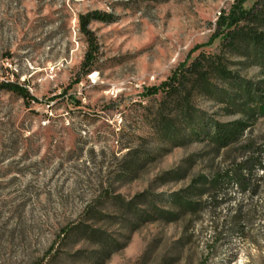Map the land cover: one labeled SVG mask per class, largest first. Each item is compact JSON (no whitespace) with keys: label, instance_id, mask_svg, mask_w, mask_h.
<instances>
[{"label":"rangeland","instance_id":"1","mask_svg":"<svg viewBox=\"0 0 264 264\" xmlns=\"http://www.w3.org/2000/svg\"><path fill=\"white\" fill-rule=\"evenodd\" d=\"M233 2L0 0V82L35 99L0 92V264H264V172L254 195L233 184L197 195L264 148V116L245 110L236 82L191 68L220 62L264 87L245 41L213 39ZM92 11L112 21L88 26L83 75L78 17ZM179 70L176 91L145 94ZM238 120L241 139L217 150L213 123ZM176 193L202 209L176 217Z\"/></svg>","mask_w":264,"mask_h":264},{"label":"trees","instance_id":"2","mask_svg":"<svg viewBox=\"0 0 264 264\" xmlns=\"http://www.w3.org/2000/svg\"><path fill=\"white\" fill-rule=\"evenodd\" d=\"M246 0H234L227 12H221L216 19V33L213 39L220 38L222 40H229V43H234L236 39H242L250 46L253 57L259 64L264 66V32L257 31L256 29H244L239 27L242 21L247 22H264V0H257L249 9L244 8ZM259 6V8L257 7ZM79 30L86 37L88 49L85 52L84 58L81 63V70L83 75L91 72L95 60V45L93 44V34L88 29V26L93 21L111 22L110 15L100 12L92 11L78 17ZM200 77H205L210 71L217 73L223 79L236 82L237 94L236 97L243 101V106L246 111H250L252 115L264 116V87L261 84H255L248 81H239L231 71L227 70L220 62L213 63L208 69L203 70L201 61L195 62L191 66ZM184 70V66L181 68ZM187 74L181 70L176 71L167 80L162 82L159 86L147 88L144 92L147 96L156 95L159 92L171 93L176 91L177 88L183 84ZM78 83V82H76ZM11 92L23 100L29 102L35 100L31 96L26 87L11 82H0V92ZM247 124L244 121H232L227 123L215 122L213 123V131L209 135V141L218 149L226 148L232 144L237 143L243 136ZM257 171L264 172V148L261 151L248 150L246 156L240 160L232 170H225L215 173L211 178L205 179L202 183L201 191L197 195L211 193L216 196L217 191L230 185L238 187L239 193L250 192V196L256 193L257 189ZM186 192L190 193L189 190ZM198 192V189L192 193ZM193 195V194H191ZM173 202L177 205L180 214L195 213L200 211L202 203L188 199V195H181L176 193L173 196ZM242 233L241 229L239 230Z\"/></svg>","mask_w":264,"mask_h":264}]
</instances>
